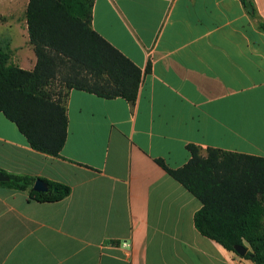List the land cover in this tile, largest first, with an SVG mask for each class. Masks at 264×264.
Instances as JSON below:
<instances>
[{"label": "crops", "instance_id": "1", "mask_svg": "<svg viewBox=\"0 0 264 264\" xmlns=\"http://www.w3.org/2000/svg\"><path fill=\"white\" fill-rule=\"evenodd\" d=\"M249 1L94 0L93 30L151 71L133 105L70 90L59 157L0 113V171L70 189L41 203L0 184V264H254L197 231L201 202L156 162L181 168L188 145L264 158V0ZM28 3L0 0V47L32 71Z\"/></svg>", "mask_w": 264, "mask_h": 264}, {"label": "trees", "instance_id": "2", "mask_svg": "<svg viewBox=\"0 0 264 264\" xmlns=\"http://www.w3.org/2000/svg\"><path fill=\"white\" fill-rule=\"evenodd\" d=\"M240 1L254 11L249 0ZM93 2L29 0L25 18L36 57L32 71L9 65V54L0 47V113L31 149L47 156L59 157L65 144L70 90L133 105L143 76L151 71L149 64L141 71L93 30ZM187 150L190 159L181 168L156 162L201 202L193 219L197 231L233 253L235 246H244V258L264 264V158L212 148L202 156L194 145ZM0 172L9 178L0 184L28 190L33 201L57 202L70 193L67 186L45 180L48 191L35 192L37 178Z\"/></svg>", "mask_w": 264, "mask_h": 264}, {"label": "water", "instance_id": "3", "mask_svg": "<svg viewBox=\"0 0 264 264\" xmlns=\"http://www.w3.org/2000/svg\"><path fill=\"white\" fill-rule=\"evenodd\" d=\"M7 181H9V178L0 172V182H7ZM32 189L33 191L39 193H45L48 191V187L46 183L39 179L34 182ZM53 191L56 192V190ZM234 251L238 256L244 257V255L247 253V248L239 245V246H235Z\"/></svg>", "mask_w": 264, "mask_h": 264}, {"label": "built area", "instance_id": "4", "mask_svg": "<svg viewBox=\"0 0 264 264\" xmlns=\"http://www.w3.org/2000/svg\"><path fill=\"white\" fill-rule=\"evenodd\" d=\"M122 246H123V247H127L128 244H127L126 242H124V243H122Z\"/></svg>", "mask_w": 264, "mask_h": 264}]
</instances>
